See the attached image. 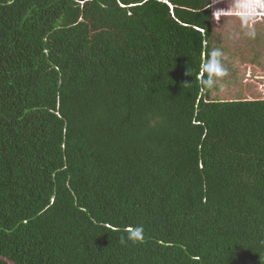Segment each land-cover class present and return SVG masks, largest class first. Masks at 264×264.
Segmentation results:
<instances>
[{
  "label": "trees",
  "instance_id": "trees-1",
  "mask_svg": "<svg viewBox=\"0 0 264 264\" xmlns=\"http://www.w3.org/2000/svg\"><path fill=\"white\" fill-rule=\"evenodd\" d=\"M212 3L0 0V264H264V97L201 90Z\"/></svg>",
  "mask_w": 264,
  "mask_h": 264
},
{
  "label": "rangeland",
  "instance_id": "rangeland-1",
  "mask_svg": "<svg viewBox=\"0 0 264 264\" xmlns=\"http://www.w3.org/2000/svg\"><path fill=\"white\" fill-rule=\"evenodd\" d=\"M239 2L240 0H213L212 3L214 20L213 44L216 50L218 49L221 52L219 59L223 68L225 70L228 69V75L218 80L219 89L216 93L219 97L225 96L232 99L260 97L261 94L263 95L262 87L259 84L253 85V81V83H248L250 85L248 87L249 93L245 92L246 77L251 75V73L245 75V77L243 75L247 60L252 61V55L256 52L259 53L262 48L260 46V28L262 24L255 23V20L232 19L233 16L231 15L241 10ZM243 2L242 5L244 4ZM257 12L261 11L258 10ZM248 23L252 24V27ZM240 67H242V70L238 72ZM226 77L227 80L225 82ZM253 91L254 93H252Z\"/></svg>",
  "mask_w": 264,
  "mask_h": 264
},
{
  "label": "crops",
  "instance_id": "crops-1",
  "mask_svg": "<svg viewBox=\"0 0 264 264\" xmlns=\"http://www.w3.org/2000/svg\"><path fill=\"white\" fill-rule=\"evenodd\" d=\"M242 1H244L242 5ZM241 2V4H240ZM239 5L240 9L238 12H235L232 19H239L242 18L246 21L255 20V23H261L260 28V35H261V49L260 52H256L252 55V61L247 60L246 69L251 75L246 77V89L247 93H249V82H252L253 85H261V91L263 92V95L260 92V97H264V0H240ZM213 6V5H212ZM260 10L261 12H257ZM213 11V9H212ZM247 12V13H244ZM256 12V13H253ZM250 13V14H249ZM254 14V15H252ZM250 27H252V24L248 23ZM245 77V76H243ZM254 93V91L252 92ZM259 95V94H258Z\"/></svg>",
  "mask_w": 264,
  "mask_h": 264
},
{
  "label": "clouds",
  "instance_id": "clouds-1",
  "mask_svg": "<svg viewBox=\"0 0 264 264\" xmlns=\"http://www.w3.org/2000/svg\"><path fill=\"white\" fill-rule=\"evenodd\" d=\"M221 52L217 49L210 53L209 58L202 64L201 80L202 91H208L214 88L220 78L228 75L227 71L223 68L219 57ZM144 229L142 227L129 228L127 240L132 242H139L143 240ZM125 241L122 239L121 243Z\"/></svg>",
  "mask_w": 264,
  "mask_h": 264
}]
</instances>
